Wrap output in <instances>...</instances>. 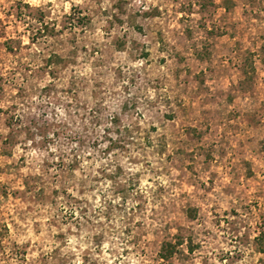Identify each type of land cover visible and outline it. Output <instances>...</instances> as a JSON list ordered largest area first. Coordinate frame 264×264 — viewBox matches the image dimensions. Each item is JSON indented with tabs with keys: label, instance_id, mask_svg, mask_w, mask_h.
I'll list each match as a JSON object with an SVG mask.
<instances>
[{
	"label": "rangeland",
	"instance_id": "obj_1",
	"mask_svg": "<svg viewBox=\"0 0 264 264\" xmlns=\"http://www.w3.org/2000/svg\"><path fill=\"white\" fill-rule=\"evenodd\" d=\"M0 264H264V0H0Z\"/></svg>",
	"mask_w": 264,
	"mask_h": 264
},
{
	"label": "trees",
	"instance_id": "obj_2",
	"mask_svg": "<svg viewBox=\"0 0 264 264\" xmlns=\"http://www.w3.org/2000/svg\"><path fill=\"white\" fill-rule=\"evenodd\" d=\"M47 27L48 26H46V25H43L42 24V28H43V30L46 28L47 29ZM53 30V29H52ZM50 61L52 62V61H54V55H50ZM112 119H116V120H118V118L116 117V115H114L113 117H112ZM182 242H181V240L179 239V240H177L176 242H172V241H164L163 242V244H162V246H161V249H160V255H161V257L162 258H164V259H168V258H170L171 256H173V254L175 253V251H176V247L179 245V244H181ZM188 249L189 250H192L193 248L191 247V246H188Z\"/></svg>",
	"mask_w": 264,
	"mask_h": 264
}]
</instances>
